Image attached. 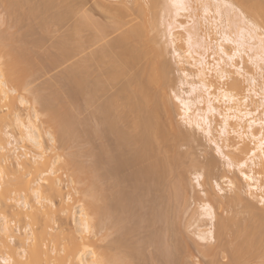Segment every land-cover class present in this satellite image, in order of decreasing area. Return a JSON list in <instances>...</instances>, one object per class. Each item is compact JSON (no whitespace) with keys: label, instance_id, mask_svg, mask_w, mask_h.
<instances>
[{"label":"bare ground","instance_id":"bare-ground-1","mask_svg":"<svg viewBox=\"0 0 264 264\" xmlns=\"http://www.w3.org/2000/svg\"><path fill=\"white\" fill-rule=\"evenodd\" d=\"M5 1L13 10L23 8L26 17H39L40 12L45 11L43 10L45 6L40 9L35 3L33 4V0ZM55 1L43 2L51 6ZM31 2L33 5H30V8L27 7L28 5L25 6ZM132 2L143 7L145 14L137 16L139 17L137 19H140L142 15L143 22L132 25L114 38H110L114 34L109 31L111 26L109 22L105 24L93 19L89 13L88 16L83 14V8L81 11L78 10L79 12L66 11V15L69 14L70 18L64 19H67V23H71L72 20L74 22L80 15L75 14V16L74 12H81L83 15L78 16L80 22L75 28V22L71 23L73 30H68L70 23L68 25L65 22L68 32L74 31V34L70 32L71 36L67 37L66 34L67 38L62 40L65 38L64 35L57 44L61 56L59 58L60 60L65 58V61L67 58L66 63L74 60L76 53L75 58L82 55L77 64L74 62V68H68L72 81L80 88L79 109L81 110L78 113L79 109L76 105H66L60 109H55L56 106L52 104L53 107L48 105L44 109L46 123L55 129L66 144L77 134L76 123L83 125L85 121L82 117L84 118L85 113H88L87 110L92 108L97 124L95 123L90 131L84 126L86 132L82 129L78 134L83 137L90 134L93 135V139L104 142L97 148L99 153L93 155L92 164L75 165L76 168L72 170L73 173L75 172L74 175L72 173L73 182L80 181L85 188L86 184L90 183L89 189H84L87 197L84 195L86 200L83 199L88 200L87 204L84 203L87 208L81 204L75 211L78 216H73L74 212L72 213L75 233H78V236L70 234L63 240L60 239L62 241L55 240V246L49 250L44 249V245L48 244L46 240L50 237L47 228L44 225L34 228L35 230L30 228L32 225H41L42 221L46 222L38 213L55 207L53 201L49 199L50 196L62 195L59 184L53 181L44 187L41 185L43 178L38 179L39 173L42 172L41 175H44V168L50 169L49 164L52 161V157L49 156V159L44 156L43 138L38 125L33 121V118L39 119L38 111L33 110V117L27 115L26 122L22 120L20 113L14 114L13 124L19 128L20 133L17 136L7 132L6 144L2 138L4 132L1 133L3 130H0V151L6 152L7 158L14 157L16 160H13L17 162V168L12 170L8 166L2 167L0 163V210L2 211L0 214L4 212L10 214L11 211L10 217L16 218L13 219V223L19 222L23 216L25 218H22L23 222L20 220L21 223H25L26 220L33 223L26 225V222L23 232L21 227V230H13L10 226L11 221L7 219L9 216L3 214L4 222L0 226V252L6 255L0 254V263L54 264L59 261L61 264H181L185 262L183 260L186 258V253L191 248L197 247V251L203 254L202 257L212 258L210 264H220L218 258L222 254L227 255H225L229 260L227 264H264V209H259L258 204L251 201L259 197L258 203L264 205V84L260 87L256 76L245 71L243 57L244 53L255 68L264 71L260 65L262 63L264 65V32L261 31L264 28L257 24L259 23L257 20L248 19L245 15L247 13L250 18H261L264 26V0H134ZM161 7L174 19L169 23L170 44L175 48L182 44L187 47L188 56L178 54V63L192 69V71L183 67L180 69L183 76L182 88L181 91L173 92L181 110L179 120L193 131L206 135L209 143L215 145L217 151L227 159V167L238 169L246 183L247 196L251 197V200L249 197L246 198L240 182L232 180L229 181V185L233 189V196L227 199L224 197L225 200L223 197L217 198V194L211 189L204 193L209 199L215 200L212 196L216 197L215 206L222 214L217 218L216 209L211 202H205L201 208L200 217L208 220V229L202 231L198 227L199 234H197L200 243L206 247L196 241L193 242L194 240L191 241L190 236L186 238L184 233L179 231L178 213L185 197L184 193L189 189V183L187 185L185 178L188 171L204 168L208 173L206 175L211 177L215 162L207 161L204 166L197 161L186 163L187 156L180 151V148L182 143L188 140V136L176 125L179 129L172 125L174 132L170 134L164 128L163 124L166 122L162 123L163 119V122L167 121L168 118L165 117L167 115L171 120L168 121L169 124L175 121L172 122L175 119L174 105L166 91L172 82L171 67L166 60L164 47L158 44L159 47L156 46L157 39L152 33L151 35L148 33L152 32V29L155 30L153 28L155 25H152V29L148 31V26L152 23L148 19L149 16L144 19L149 13H152L150 17L155 15L153 18H157L154 11L161 10ZM238 9L241 19L239 12L238 14L235 12ZM232 14L239 19H235ZM126 16L128 15L124 17ZM64 17L65 15H59L52 19L53 22L58 23ZM153 18L151 20L156 21ZM177 18L185 20L180 21ZM116 20L112 23H117L120 29L128 25L119 22L121 23L119 26ZM254 20L257 23L253 22ZM43 21V26L48 28L50 22ZM229 29L232 32H228ZM149 35L153 38H148ZM22 49L20 47V51ZM1 50L2 53L5 52V47L2 48L0 44ZM74 50L79 51L74 52ZM68 57L73 59L69 61ZM10 61L8 64L13 66H11L12 70L8 68L9 72L0 64V98L2 97L0 104L9 100L10 94L16 93V90L9 86L14 81H11L10 74L15 71L17 75L16 70L18 69L20 73V70H24L29 63L26 64L24 61L20 63L21 61L14 58ZM30 65L27 66L26 73L32 66ZM11 71L13 72L10 73ZM26 73L23 72L24 76ZM28 74L33 75L32 72ZM16 75L14 77H17ZM21 77V79L20 76L17 77L16 81L23 80L24 83L26 78L23 79V75ZM262 77L264 78V72ZM243 84L247 86L244 87ZM22 86L25 87L27 84ZM185 86L188 88L186 91L183 89ZM21 104L28 105V102L21 98ZM163 111L166 115L162 114ZM80 113L84 115L80 116ZM49 137L52 143L56 142L54 136L49 134ZM220 142H224V146H221ZM25 144L40 153L34 156L32 154L29 156L30 153L24 154L26 151L22 150H26ZM250 145L253 147L250 148ZM225 149L227 155L223 152ZM56 150L54 146L53 151ZM70 163L75 162L70 161ZM69 164L67 163L66 167ZM68 167L71 169L73 165ZM47 172L52 174L53 168ZM30 175H32L30 179H24ZM200 177L202 175L198 174L196 179L199 180ZM86 179L89 181L87 182ZM216 187L223 196L224 191L218 183ZM30 191L39 208L34 209L31 206L28 198ZM67 198H63L60 202L59 213L70 211ZM242 205L244 206L242 212L247 214L245 219H240L239 215L242 213L236 211ZM223 213H227V216H223ZM216 229L218 240L215 237ZM145 230L150 235L144 237ZM13 231H17L18 235ZM108 238L112 239L106 242ZM79 241L84 243L80 244ZM93 244L95 251L90 250ZM200 246L202 248H199ZM78 248L82 250L77 251ZM147 250L151 252L146 253ZM51 252L55 253L54 257ZM87 255H92L91 260L87 259ZM190 255L187 254L189 257ZM22 258L23 261L24 258L27 260L23 263Z\"/></svg>","mask_w":264,"mask_h":264},{"label":"rangeland","instance_id":"rangeland-1","mask_svg":"<svg viewBox=\"0 0 264 264\" xmlns=\"http://www.w3.org/2000/svg\"><path fill=\"white\" fill-rule=\"evenodd\" d=\"M4 1L5 0L0 1L1 2L0 3V44L2 45V48L5 47L4 53H2L3 52L2 50L0 51L1 67L3 69H5L7 72L12 70L11 66H13V65L10 66L8 64L9 63L8 61H10V60L12 61V59L14 58V59L19 60V62L21 61L20 63H22L23 61H24V63L29 62L28 64L26 63L27 66L30 65V63H31L32 66L31 65L30 66L32 67V71H30L31 67L29 66L30 68H28V72H30V74L32 72L33 75L32 74L29 75L28 72L26 73L27 66L26 67L22 66V67H24L25 71L20 70V73L16 67L17 75L15 74V71L10 72V73L13 72L14 75H16L18 78L20 76L19 79H21L22 78L21 76L23 75V77H24L23 79L26 78L25 82L23 83V80H21V81L18 80L19 81L18 82V81H16L17 77H14L13 73H12L13 76L9 73L11 76V81L14 80L12 82L10 81L13 84L10 85L11 84L10 83L9 86H11L12 89H15L16 93L10 94L9 100H7L6 102H1V104H0V107H1V109H0V130H3V131H1V133L4 132L2 138H4V142L6 144V141L8 140V138L5 136V134L7 132L14 133V135H17V136L20 133L19 128L13 124L14 114L20 113L22 116V120L26 122L27 115H30L31 117H33V114H34L33 110L38 111L39 119L36 120L35 118H33V121L36 123V125H38V127L40 129V133H41L42 138H43L44 150H45L44 156L52 157L51 160L53 162L50 161L51 163L49 164V167H50V169L53 168V172H52V174H49L47 171H49L50 169H48V167H46V168H44L45 170L43 169L44 175H41L42 172L40 171L41 173H39V176L37 174V176L39 177L38 179H40V177L43 178L41 185H43L44 187H47V185H49L53 181L56 182L57 184H59L62 195L61 196H55V197L50 196L49 199L53 201V203L55 204V207L51 208V210H49V211L44 210L43 213H46V214L38 213V215H40L41 218H43L42 220H44L46 222L42 221L43 223L41 222V225H34V226L32 225L33 227L30 226V228L36 229V228H39L40 226L43 227V225H44V227H46L48 230V234L50 236V237L49 236L48 237L51 240L50 241L49 238L47 237L48 239L46 240L47 241L46 243H48L47 244L48 247H47V245H44V249L52 250L53 246H55L54 245L55 240L62 241L66 235H70V234H75L76 236H78L77 235L78 233H75V224L73 222L72 217L74 215L78 216L75 214V211H77L79 209L78 208L79 205L82 204L84 208H87L86 205L84 204V203L87 204V201H88V200L85 201L86 198L84 197V195L86 196V194H84L85 193L84 189L85 190L89 189L90 183L88 182L89 180L87 181V179H86V181L89 183V185L87 186L88 183L87 184L85 183L86 184V188H85V185L83 183H81L80 181L73 182V175L75 172L73 173L72 170L75 167V165L78 166L79 164H83V163H85V164L91 163L92 164V162L94 161L93 155L95 153H97V154L99 153L98 152L99 150L97 148L100 147L104 143V142H102L96 138H94V139H96V140H94L93 135H90V134L88 136L85 135V137L86 136L88 137V138L87 137L85 138L81 134L80 135L78 134L79 131L80 132L82 131V129H83V131H85L84 126L86 127L87 131H90V129L92 130V128L97 124L96 123L97 121L93 117L94 109L92 110V108L91 109L89 108L87 110L88 113H85V115L83 113L84 118L82 117V120H84L86 122V125H84L85 124L84 121H83L84 122L83 125L76 123L77 134L72 139H70V142H68L66 144L61 140L60 135H58L55 132V129L53 127H51V125L49 123H46V120H47V119H45L46 111L44 110L46 106L52 104V105L57 107V108L55 107V109H60L66 105H74V106L76 105V107L79 109V107L81 105V97L79 94L80 88L76 82L72 81L73 79H72L69 71H70V69L74 68V62H76V64H77L78 63L77 61H79V59L82 57V55L78 52L79 55H81V56H78L75 58V55L77 56V53L75 55L73 54L74 60H72L73 57H72V59L70 58L71 57V55H70V57H68L69 58L68 60L70 61V59H71L72 61L66 63L67 58H66V61H65V58L60 60L61 56H60V52L58 51L59 49L57 47V44L61 41V38H63L64 35H65V38H63L62 40L71 36L70 32L71 33L74 32V31L68 32V30H70V29L73 30L72 29L73 26L71 25V23L73 24L75 22L74 23V28H75L76 25L80 22L79 17L82 13L83 14L85 13V15H87V13H89L90 16L93 17V19L100 21L102 23H105V24H106V22L107 23L109 22V24L111 26L113 24H115L112 22H115L114 20H116V19H117L116 22H118L119 26L121 24L119 22H122L123 24L128 23L129 26L127 25L126 27L121 28V29L118 28V26L116 25L117 23H116L115 25H113L115 31L113 30V26L112 27L109 26L110 27L109 31L112 34H114V35H111L110 38H114V37L120 35L122 33V31H126L132 25H135L138 22H143L141 20V18H142L141 16L143 14H145V12H144V9H142L143 7L140 4H138V6H137V3L135 4V2H132L134 0H123V2L122 1L120 2V0L119 1L118 0H99L100 2H98V0H69V1L56 0L54 2L55 4H53V5L51 4V6L45 5L43 2L44 0H36V1L33 0V4L35 3V5H37L38 8L41 9L43 6H45V7H43V10L45 9V11H43V13L41 11L40 12L41 15L39 17L30 18L29 16L26 17V15L24 14L25 12H24L23 8L21 10L19 8H16L17 11L15 9L13 10V8L9 6L10 4L7 3L6 1L5 2ZM51 1H54V0H51ZM65 1H66V3H65ZM3 4H5V5H3ZM33 4L31 2V4H26L25 6L28 5L27 7L30 8ZM65 4H67V5H65ZM25 6H24V8L26 9ZM82 8L84 10L85 9H87V10L84 11ZM81 9L83 10L82 13L81 12L80 13L74 12V15L80 14V15H78L79 17L78 16L76 18L74 17L77 20V22H76V20L74 22L72 20V22L70 23L69 21H71V20H68V22L70 23V25H69V23H67V19L64 20L66 17L69 18V14L66 15V13L68 11H70V10L81 11ZM239 10L240 9L235 11V12H237L236 14H238ZM133 11L136 12V14ZM131 13L134 15L130 16L129 14H131ZM72 14H70V15H72ZM139 14H142V15H140V19H137V18H139V17H137ZM150 14H152V13H149V15L146 14L144 19L145 18L147 19V17L149 16L148 19H149V21H151L152 24L149 25L147 23L149 25V26L147 25L149 28L148 31H150V29H152L151 27H153L154 25H155V27H153V28H155V30L152 29V32L150 31L148 33H150V35L152 33V36L155 37V39H157L158 43H157V41H155V39H152L156 42V46L161 45V47H164V49L166 51V53H165L166 60L170 64V67H171L170 77L172 79V82H171V84H169L170 87L168 86L166 91L169 94V97L171 98L172 103L174 105L173 109L175 112L173 111V115H174L173 118H175V119L172 118L173 119L172 122L175 120L173 122L175 124H173V123L169 124L168 121L171 122V120L169 119V117L167 115L165 117H167L169 120L167 119V121L163 122V120H164L163 119L162 123L168 122L167 125L169 127L167 125H165L166 124L165 123V124H163L164 128L166 131L168 130L171 134L174 132L173 131L174 129L172 127L176 125L180 128L179 129L175 126L177 129L181 130L182 132H184L185 135L188 136V140L185 143H182V147L180 148V151L185 153L187 156V158L185 160L186 163H189L190 161H197L200 163L201 166H204V164H206L207 161L211 160V161L215 162V168H214L213 172L211 173V177L207 176L208 173H207V171H205L204 168H201L200 170L194 169V170L188 171L185 178H187L186 179L187 185L189 183V185H188L189 189H187L186 192L184 193L185 197H184V200L180 204L181 209L178 213V215L180 216L179 221L181 222L180 223L178 221V224H179L178 227L180 228L179 231H182L186 238L190 236L189 238H192L191 241L194 240L193 242L196 241V243H199L200 245H202V243H200L199 238H198L199 230L205 231L208 229L207 228V226H208L207 221L208 220L205 217H200V214L202 213L201 208H202L203 204L205 202H211V204L216 209L217 218H219L220 214H221V211L218 210L217 206H215V203H214L216 200V197L212 196L213 199H215V200H212V199H209L208 197H206L204 195V193L211 189L212 192L217 194V196H218L217 198L220 197L222 199V197H223V200H225L224 197H226V199H227V197L233 196V189L229 185V181H231V180L240 182L242 189L244 188L243 194H245L244 196L246 198L249 197V196H247L248 189H247L246 183H245L244 179L242 178V176L240 175L238 169L237 168H231L230 169L227 167V159L224 157V155L221 152L217 151V149L215 148V145L209 143L206 135H204L203 133L198 132V131H193L192 129L188 128V126H186L185 123L182 124V120H179L181 110H180V106H179L178 101H176L174 98L173 92L181 91V88H182L181 83L183 80V76L181 74L180 69L183 67L189 71H192L191 68H188L187 66L180 65L178 63V54L186 56V57L188 56V54L186 53L187 47H184L182 44V45H178L175 48L174 46H172L170 44V41H169V31H170L169 23H172L174 20L173 16L170 13L168 14L164 10V8L161 7V10L154 11V14L157 15L156 16L157 18H153V17H155V15L153 17H150L151 16ZM234 14H232L233 17H234ZM59 15H65V17L63 18L62 21L58 22V23H61L58 25L57 22H53V19H55ZM125 15H128V16L124 17ZM245 15L247 16L248 19L257 20L259 23H257L255 20L253 22L257 23L258 25H260V27L262 26V28H264L263 23H261V22H263V20L261 18H260L261 21H259L260 19H258V18L257 19L256 18H250L249 15H247V13H245ZM233 17H231V18H233ZM77 18H79V19H77ZM151 18L155 19L156 21H154V20L152 21ZM234 18H233V20H234ZM237 18H238V16H236L235 19H237ZM239 18H240V12H239ZM121 19L124 21H122ZM43 20H48L51 23V24L50 23L48 24L49 26L47 25L48 28H46L45 25L43 26V24H44ZM118 20H120V21H118ZM177 20L181 21V20H185V19L184 18H177ZM63 21H64V23H62ZM65 22L69 25L68 30L65 27V24H66ZM246 23H247V21H246ZM62 24H64V25H62ZM67 24H66V26H67ZM115 26H116V28H115ZM117 29H119V30H117ZM261 31L264 32L263 29H261ZM228 32H232V31L229 29ZM66 34H67V37H66ZM150 35L148 38H150V37L153 38ZM72 37H73V35H72ZM57 40H59V41H57ZM14 42H15V44H14ZM13 45H16V46H13ZM23 45H25V46H23ZM73 46H75V45H73ZM18 47H19V49H18ZM20 47H21V49L24 48L22 50L23 51L25 50V52H23L22 50H21L22 51L21 52ZM25 47H26V49H25ZM14 49H16V51H14ZM27 49L30 50V53H28ZM75 51H79V50H74V52ZM33 56H34V58H33ZM243 57H244V67H245L244 69H246L245 71L250 72L251 74L255 75L256 78L258 79L259 86L262 87L264 84V78L263 77L261 78V75H263L264 71H261L258 68H255L254 65H252V63L249 61V59L247 58V56L244 53H243ZM9 58H10V60H8ZM61 61H62V63H61ZM6 62H7V64H6ZM239 63H241V61ZM26 64H23V65H26ZM60 64H62V65H60ZM72 65H73V67H70ZM260 65H262L261 67L264 68L263 63ZM8 68H10V70ZM19 68L21 69V67H19ZM68 68H70V69L68 70ZM23 72L28 74V76L25 74V76H26L25 77ZM35 72H37V74ZM20 83H22V84L20 85ZM25 83L27 84V86L23 87L22 85H25ZM243 85H244V87L247 86L246 84H243ZM11 87H10V89H11ZM183 89L186 91L188 88H187V86H185ZM21 98H23L25 101H27L28 105H25V104L22 105L21 104ZM78 99H80V100H78ZM56 101H58V102H56ZM62 101H63V103H62ZM57 103H58V105H57ZM64 103H66V104H64ZM2 105H6V106L3 107ZM80 110H81V108L79 109V111L77 110V112L79 113ZM82 112H83V110L81 111V113ZM163 112H162V114L166 115V113L165 112L163 113ZM81 113H80V116H83V115H81ZM79 121H81V120H79ZM214 121H215V119H214ZM214 126H215V123H214ZM166 128H168V129H166ZM170 129L172 132L170 131ZM49 134L56 138L55 143L51 142V140H50L51 138L49 137ZM89 136H92V137H89ZM220 143H221V146H224V142H220ZM25 146H26V150H22V151H26V152H24V154L30 153V154H28L29 156L31 154H32V156H34V155L40 153L38 150L34 149L32 146L30 147V145H28V144H25ZM54 146L57 149L55 152L53 151ZM252 147H253V145H250V148H252ZM22 151H19V152L23 153ZM223 152L225 155H227V153H228L226 149ZM90 156H92V157H90ZM50 157H49V159H50ZM11 159L12 158H7L6 152L2 151L0 153V163H1L2 167L8 166L11 170L16 169L17 168V164H16L17 162L13 160L15 158L13 157V159L12 160ZM54 161L56 162L55 164H54ZM66 161H69V162H66ZM70 161H74L75 163L71 164ZM65 163L66 164L70 163L71 165L69 164L68 166L73 165V167H71V169H68L69 167L68 166L66 167ZM51 164H52V167H51ZM88 164H86V165H88ZM44 172H46V174ZM72 173H73V175H72ZM196 174L197 175L201 174L202 177H200V179L198 180V179H196V177H197ZM37 176L35 178H37ZM31 177H32V175H30V177H26V178L24 177V179L28 180ZM77 178L78 177H76V179ZM209 178H211V179L209 180ZM216 183H218L219 186L223 189V191H224L223 196L219 193V190L216 187ZM199 184H201L202 186L200 187ZM65 197L66 198L69 197L71 199V200H69V198H67L69 201L68 206L70 207V211L64 212V213H59V211H58L60 209L59 204L63 200V198L65 199ZM28 198H29L31 206H33L34 209H36V207L39 208V205H37V203L34 200L32 191L29 192ZM83 198H85V200ZM250 198L251 197H249V199ZM257 198H259V197H257ZM257 198H256L257 201L251 200V199L250 200L252 202H254L255 204H258L257 205L258 208L263 210L264 205H260L258 203V201H260V200ZM252 199H253V197H252ZM240 207L241 208L238 207L239 210L236 209L237 212L239 211L238 213H240V211L242 213L241 215H239V216H241L239 218L240 219L241 218H243V219L247 218V216H246L247 214L245 215V212L244 213L242 212V210L244 209V206L242 205ZM4 213L0 214V226L4 222L3 221L4 216H7V215L9 216V217L7 216L8 217L7 219L9 221H11L10 226H11V228H13V230H17V229L19 230L21 227L22 232H23V230L25 229L24 227H26V225H30L28 223L33 224L32 222H27V220H26L27 218L25 219L26 220L25 223H21L20 220L23 222L24 219H22V218H25L24 216L21 217V219L19 220L20 223L19 222L13 223L12 221L16 220V218L10 217L11 211H10V214H7L8 213L7 212L6 213L7 215ZM52 213H55V214H52ZM72 213H73V216H72ZM3 214H4V216H3ZM226 214L227 213H223V216H227ZM28 221H33V220L28 219ZM26 222H27V224H26ZM198 227H200V229ZM184 228H186V229H184ZM197 230H198V232H197ZM145 231H146V233L143 235L144 237L147 236L148 234L150 235V233H148L147 230H145ZM13 232L15 235H18L17 231L16 232L13 231ZM187 232L189 235L187 234ZM185 233L187 234V236ZM180 234H181V232H180ZM51 236H53L54 238ZM215 237H216V240H218L217 229L215 230ZM51 238H53V239H51ZM60 239H62V240H60ZM111 239L112 238H108L106 240V242L110 241ZM66 241L67 240L65 239L64 242H66ZM79 243L83 244L84 242L79 241ZM217 243L219 244V241H217ZM217 243H215V246L217 245ZM202 246H205V245H202ZM196 248L195 247L193 249L191 248L189 250L190 252L188 251L186 253V255H185L186 258L183 260L185 262L182 261L183 263H181V264H210V262H211L210 259H212V258L211 257L208 258L207 256H204L205 259H203L204 258V257H202L203 254L200 253L199 250L197 251ZM199 248H202V247L200 246ZM93 249L95 251V245L94 244L90 248V250H93ZM78 250H82V249L78 248L77 251ZM150 250H147L146 253L148 251L150 253L151 252ZM52 252H51L52 257H54L55 253H52ZM0 254L3 256L6 255L5 253L2 254V252H0ZM87 254H88V252H87ZM187 254L188 255L191 254L190 257L187 256ZM225 255L226 254H222L220 256V258H218V260H220L219 261L220 264L221 263L222 264L228 263L229 260L226 257L227 255L226 256ZM87 256H88L87 259L91 260L92 255H87ZM223 256H225V257H223ZM25 257H27V255H25ZM26 260L24 258V261H26ZM21 261H23V258L21 259ZM24 261H23V263H24ZM54 264H61V262L56 261ZM250 264H254V263H250Z\"/></svg>","mask_w":264,"mask_h":264}]
</instances>
